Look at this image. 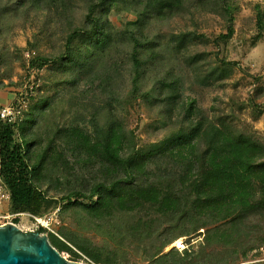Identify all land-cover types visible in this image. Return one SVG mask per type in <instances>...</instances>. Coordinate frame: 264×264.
I'll use <instances>...</instances> for the list:
<instances>
[{
    "label": "trees",
    "instance_id": "obj_1",
    "mask_svg": "<svg viewBox=\"0 0 264 264\" xmlns=\"http://www.w3.org/2000/svg\"><path fill=\"white\" fill-rule=\"evenodd\" d=\"M252 8L253 46L264 39V1ZM241 10L239 0H0L6 24L52 14L28 43L37 51L26 59L20 49L30 93L18 92L14 103L26 107L13 121L0 115V177L11 202L42 215L65 178L69 189L56 193L61 210L84 212L106 235L97 245L49 235L60 253L78 261L74 246L101 264L128 249L150 264H264L246 263L264 245L261 79L252 77L250 97H218L210 108L185 95L187 88L238 90L239 63L220 48L233 39ZM177 20L193 28L178 29ZM213 21L220 32L200 29ZM9 64L0 45V91L23 84L5 83ZM45 87L66 91L72 119L53 121ZM179 239L182 249L174 246Z\"/></svg>",
    "mask_w": 264,
    "mask_h": 264
},
{
    "label": "rangeland",
    "instance_id": "obj_2",
    "mask_svg": "<svg viewBox=\"0 0 264 264\" xmlns=\"http://www.w3.org/2000/svg\"><path fill=\"white\" fill-rule=\"evenodd\" d=\"M264 0H239L242 10L239 13L236 21V33L228 43L222 44L221 46V55L227 56L229 59L238 61L239 66L236 69V73L233 77V80L239 81V87L237 91H234L233 87L228 86L226 88H209L201 91L191 90L187 88L185 90V95L189 97H196L201 106L205 108H210L214 104H220L221 102L217 100L218 97L228 98L232 94H238L240 96H244L245 98L250 97L253 93L254 88L256 87V83L253 82L252 77L258 76L261 79V84L264 86V39L255 42V45L252 46L249 41L256 35V27H255V16L254 10L252 8L253 4L256 2H262ZM83 10L79 12V17L83 15ZM51 15H47V12L42 15H37L29 20H25L22 14H18L17 18H24V23L20 21L12 20L11 23L6 24L3 20L0 21V32L3 36L0 39V45L5 54L10 55V59L13 65L12 68V77L10 79H5V83H9L13 81L14 83H20L18 90L11 89L9 92L0 91V105L7 106L14 103V99L17 96V93L25 95L27 93V87L29 86L25 82L27 77H25L26 72L23 69V64L21 61V50L25 49L23 52V56L28 59L32 56V52H36L35 48L29 49V41H31L34 37L35 33H40L41 27H43L44 22H49L51 19ZM115 20H118L117 17L113 16ZM37 25L40 26L37 31ZM209 25H213L214 27H208ZM220 24L216 21H213L211 24L201 23L200 29L203 31L211 32L212 30H216L217 33L220 32ZM174 26L178 29L184 28L185 26H189L193 28L186 20H177L174 23ZM57 29V28H56ZM58 39V35L55 33L54 35H50L47 40L49 43H53ZM40 43V42H39ZM39 43H37V49L39 48ZM2 44H4L2 46ZM41 47L44 48V44H41ZM241 66V70L239 67ZM239 69V70H238ZM38 72L44 73L46 72L44 69ZM244 72V73H243ZM25 74V75H24ZM247 75V76H244ZM24 75L23 78L21 76ZM34 79V76L32 77ZM40 81H42L40 79ZM44 81V79H43ZM25 83V84H24ZM24 85V86H23ZM45 95H48L51 98V106L47 110L48 114H51V117L54 116V122H64L66 120H70L75 116V109L71 107L66 101L63 100L64 95H66V99L68 94H66L65 90H59L56 94H52L50 88L45 87L43 89ZM258 102L264 106V94L262 97L258 99ZM141 121L139 130L140 134L146 135L144 130V126L147 123L145 118V114L141 113ZM136 123H133L131 127H135ZM257 128L264 131V115L261 119L256 123ZM62 184H54L51 188L50 194L47 196L46 206L42 215H33L27 211H21L20 209L13 206L11 202V198L9 197L0 205V224L9 223L10 220L13 219L14 223H17L23 229L29 231L32 223L35 221L34 216L36 217H47L50 219L49 226L45 229L43 234L55 235L58 238L66 241L63 236L64 232L71 233L76 236L78 239L83 241H89L93 245L106 243L105 234L102 233L103 229L94 221H92L84 212L70 209L67 212H63L62 206L58 197L56 196L57 191L60 189L63 191H67L69 189L67 181L65 178L61 180ZM88 180H77L78 185L80 186L82 183H88ZM7 190V189H6ZM38 231V229H36ZM181 245H178L177 241L174 243V246L178 248H184L186 246L184 239H179ZM72 246V245H71ZM73 249L80 255L81 258H78V261L87 262L90 264H101L96 263L91 257H88L83 252L78 250L76 247L72 246ZM114 248V246H112ZM263 247V250L261 248ZM260 248V255L257 259L250 258L246 263L251 262H264V245ZM258 251V250H257ZM255 251L254 253H256ZM62 255H64L67 259L73 260L74 255L68 251L63 250ZM76 261V260H74ZM111 264H150L149 262H142L138 257L134 256V253L128 249L126 252H118L115 253L110 260Z\"/></svg>",
    "mask_w": 264,
    "mask_h": 264
},
{
    "label": "water",
    "instance_id": "obj_3",
    "mask_svg": "<svg viewBox=\"0 0 264 264\" xmlns=\"http://www.w3.org/2000/svg\"><path fill=\"white\" fill-rule=\"evenodd\" d=\"M0 264H90L67 259L47 234L25 231L18 224H0Z\"/></svg>",
    "mask_w": 264,
    "mask_h": 264
},
{
    "label": "built area",
    "instance_id": "obj_4",
    "mask_svg": "<svg viewBox=\"0 0 264 264\" xmlns=\"http://www.w3.org/2000/svg\"><path fill=\"white\" fill-rule=\"evenodd\" d=\"M26 107L25 100H20L18 104L12 103L7 106H2L0 109V115L1 117L6 121H13L17 118L18 115L22 113L24 108ZM10 197V194L8 190H6V187L0 177V205L7 200ZM35 221L32 223L29 231H36V229L40 228H47L49 226L50 219L47 217L41 218L34 216ZM10 222H13V219L10 220ZM17 224V223H16ZM22 228V227H21ZM23 229V228H22ZM25 230V229H24ZM27 231V230H25ZM263 250V247L261 248Z\"/></svg>",
    "mask_w": 264,
    "mask_h": 264
},
{
    "label": "bare ground",
    "instance_id": "obj_5",
    "mask_svg": "<svg viewBox=\"0 0 264 264\" xmlns=\"http://www.w3.org/2000/svg\"><path fill=\"white\" fill-rule=\"evenodd\" d=\"M178 245H181V242L180 241H177Z\"/></svg>",
    "mask_w": 264,
    "mask_h": 264
}]
</instances>
